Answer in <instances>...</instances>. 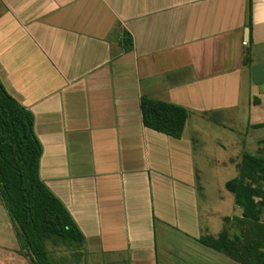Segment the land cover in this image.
Instances as JSON below:
<instances>
[{"label": "crops", "instance_id": "obj_1", "mask_svg": "<svg viewBox=\"0 0 264 264\" xmlns=\"http://www.w3.org/2000/svg\"><path fill=\"white\" fill-rule=\"evenodd\" d=\"M0 81L84 239L56 264H239L199 243L242 215L225 196L202 208L201 179L207 147L237 171L264 138V0H0ZM142 98L186 110L180 139L143 125ZM207 123L241 136L210 142Z\"/></svg>", "mask_w": 264, "mask_h": 264}, {"label": "trees", "instance_id": "obj_2", "mask_svg": "<svg viewBox=\"0 0 264 264\" xmlns=\"http://www.w3.org/2000/svg\"><path fill=\"white\" fill-rule=\"evenodd\" d=\"M122 45L125 51L132 50L130 38ZM140 109L146 128L181 138L186 110L148 98L141 99ZM41 157L33 114L12 98L0 81V202L19 245L18 255L28 264H56L49 244L55 249L78 251L84 239L40 179ZM237 173L225 184V190L242 211L241 217L224 218L222 232L199 243L239 264H264V138L255 153L242 154Z\"/></svg>", "mask_w": 264, "mask_h": 264}, {"label": "rangeland", "instance_id": "obj_3", "mask_svg": "<svg viewBox=\"0 0 264 264\" xmlns=\"http://www.w3.org/2000/svg\"><path fill=\"white\" fill-rule=\"evenodd\" d=\"M238 124L237 129L240 127H243L244 124V115L242 113L238 114ZM203 133L207 137V139L211 142L213 140L217 141H223V139H226V137L231 136L233 134H237V131H229L228 129H223L220 126L213 124V123H207L205 126ZM257 135H261V133H258ZM241 135H239L240 137ZM254 135L252 133H249L248 139H243V145H242V151H248V152H255L256 149V138L253 137ZM242 138H240L241 140ZM240 143V141H238ZM207 162L205 166L208 170V176L201 179V184L205 186V192L202 193V196L200 198L201 206L202 208L206 206L207 204H210L211 207H218L219 202L218 199L220 196H225V199L230 200L233 202V197L230 195L224 188V184L227 181H230L234 179L238 173L237 171L231 167L228 170L222 171L220 170V167L218 165H215V163L221 159H224L226 157L231 156L230 150L225 151H218L212 146L207 147ZM200 151V149H199ZM239 160V157H237ZM220 170V171H219ZM233 204V203H232ZM233 208L237 210L239 213L240 210L236 208L233 205ZM0 232L3 233L2 236H0V243L1 240L3 241L0 245V264H28V262L24 258H20L15 254V249L19 248L18 243L15 239V234L13 232L11 222L9 218L7 217V214L0 202ZM48 249L51 251L52 255L56 258H71V255L68 251H66L63 248L55 249L50 244L48 246Z\"/></svg>", "mask_w": 264, "mask_h": 264}, {"label": "built area", "instance_id": "obj_4", "mask_svg": "<svg viewBox=\"0 0 264 264\" xmlns=\"http://www.w3.org/2000/svg\"><path fill=\"white\" fill-rule=\"evenodd\" d=\"M245 45V44H244Z\"/></svg>", "mask_w": 264, "mask_h": 264}]
</instances>
